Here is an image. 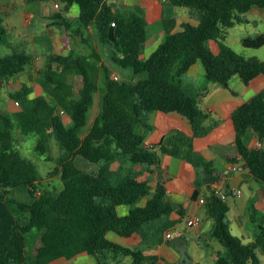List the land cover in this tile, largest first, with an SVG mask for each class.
<instances>
[{"label":"trees","instance_id":"1","mask_svg":"<svg viewBox=\"0 0 264 264\" xmlns=\"http://www.w3.org/2000/svg\"><path fill=\"white\" fill-rule=\"evenodd\" d=\"M61 1L65 12L73 5L79 7L77 31L93 27L102 50L90 55L70 48L66 55H51L47 68L39 71L44 93L30 99L32 89L25 85L19 96L13 95L21 106L15 113L19 128L24 134L37 133V150L46 153L52 139L65 150L59 163L64 183L59 196L43 194L29 204L11 197L12 189L25 185L35 196L38 172L17 149L12 119L0 106V264H49L61 257L73 260L82 253L96 255L99 264H109L118 256H132L134 264L147 259L141 251L112 242L108 233L129 237L137 232L147 240L151 234L162 237L169 228L175 207L166 196L173 176L162 167L161 155L181 158L197 171L194 199L203 185L199 173H204V183L212 191L203 204L214 220L211 235L226 249L217 253V264H261L264 214L253 241L246 243L231 232L229 203L213 193L224 172L194 149L195 138L207 135L216 124L207 123L211 114L203 109L206 93H189L182 79L194 64L201 66L209 82L227 89H232L234 81L250 85L264 78L263 60L246 59L223 42L253 8L264 9V0H168L166 11L188 8L197 13L198 23H183L145 60L140 58L149 37L144 16L121 11L109 0ZM54 18L57 25L71 26L63 13ZM7 35L0 11V45L7 42ZM242 43L261 48L264 34L248 36ZM102 55L130 69L138 80H114ZM31 63L32 57L25 52L0 57V102L2 86L23 74ZM102 77L101 110L88 127ZM155 112L186 118L194 134L173 131L160 143L145 147L146 137L140 129H151L148 115ZM232 119L235 145L223 158L229 164H247L255 179L264 184V149L246 143L250 130L264 140V89L236 109ZM155 173L157 186L152 192ZM147 196V204L138 206ZM11 204L28 217L21 218ZM121 206L130 207L127 215L119 214ZM34 229L37 234L28 241L27 234Z\"/></svg>","mask_w":264,"mask_h":264},{"label":"crops","instance_id":"2","mask_svg":"<svg viewBox=\"0 0 264 264\" xmlns=\"http://www.w3.org/2000/svg\"><path fill=\"white\" fill-rule=\"evenodd\" d=\"M24 1L26 6L34 4L38 8H43L44 0ZM109 3L114 4L121 11L141 14L147 20L149 37L141 52V55L145 56V59L160 46L166 36L177 32L183 23H198L197 20H193L197 19L196 17H191L195 13L185 11L183 8L169 7L166 11L168 0H109ZM18 8L19 4L16 0H0V11L2 12L4 25L7 18ZM253 10L255 8L250 12ZM32 13L30 10L24 13L25 25L27 27L33 23ZM38 13L43 14L41 11ZM44 13L48 21L41 28L35 32H20L16 36L14 52H25L31 56V66L33 65V70L36 69V72L45 69L48 65L46 62L41 64L43 58L41 50L47 49V51H52L48 56L44 55L47 62L53 54L66 55L64 50V41L67 39L66 33L60 25L55 24L57 21L54 18L56 14L52 15L46 11ZM79 13V7L73 5L64 16L72 21L79 17ZM75 24L77 23H73L72 25L74 26ZM7 31L9 34L8 28ZM71 31L75 32L73 29ZM71 31L70 41L74 42L76 34ZM260 33L263 32L257 30L255 34ZM6 43H9L8 35ZM95 47L97 51L101 52V47L99 48L97 44H95ZM258 49L263 50L264 46ZM254 58L264 61V55L255 56ZM103 63L105 64L104 61ZM33 70H27L26 68L23 74L12 78L2 86V89L7 88L6 100L2 98L1 89L0 106L4 113L10 112L12 109L14 110L9 96L14 98L13 95L20 92L23 86L28 85L32 89V92L28 95L30 99L41 96L44 93L43 87L38 83L39 81L35 82V85H33V82L28 81V79L32 80L34 78L36 80L38 78ZM113 74L116 73L112 72ZM202 77L206 78L202 74L201 66L194 64L189 69L187 76L182 79V86L189 93L193 95L206 93L203 109L211 114V118L208 119L207 123L211 125L216 124L207 135L195 138V153L204 160L214 161L215 169L224 172V176L215 183L214 187L221 186L223 189L228 190V188L236 186L242 191V197L230 196L227 201L230 206L227 218L231 232L235 236L242 238L246 243L251 242L254 239V234L260 229L256 225L262 223L261 217L264 214V184L255 179L249 167L242 168L247 164H237L239 166L238 171L227 173L226 171L230 164L223 158V154L235 145L233 113L256 92L264 89V78L259 77L250 85L234 81L232 89H227L219 87ZM189 78H194L196 84H191ZM35 86H40V89L36 90ZM35 91H39L40 94L38 93V95L34 96ZM148 122L151 125V129L141 128L140 131L145 134V142L152 143L153 145L160 143L166 135L173 131H182L188 135L194 134L190 122L177 114L160 113L155 121H151L148 115ZM258 142H261V149H264V140L260 141L255 132L250 130L246 137V143L251 148H255ZM161 160L162 167L173 176L167 184L166 199L172 203L175 211L168 219V223H170L168 229L181 230L184 236L173 241H167L164 235L157 237L151 234L147 240H143V237L137 232L129 237L109 232L108 238L122 247L141 251L148 257L138 264H217V253L219 251L225 252L226 249L219 240L211 235L214 220L208 217L206 207L201 202L212 193L208 189L209 184L204 183V173H199L203 185L201 186L198 198L194 199L196 190L194 182L198 176L197 171L183 159L175 156L161 155ZM115 166L117 167V165ZM136 169L138 171L142 170L141 167H137ZM199 171H202V169ZM147 176L148 173H146ZM151 177L150 185L152 186V192H154L157 186V174H152ZM169 191H172V193H169ZM149 198V196L142 198L138 206L144 207ZM129 210L130 207L128 206L118 208L120 215H127ZM195 215L201 217V223L192 227L188 226V219ZM260 259L261 264H264V254H260ZM49 264H99V260L96 255L82 253L73 260L61 257L51 261ZM109 264H134V259L132 256H118L117 260H110Z\"/></svg>","mask_w":264,"mask_h":264},{"label":"rangeland","instance_id":"3","mask_svg":"<svg viewBox=\"0 0 264 264\" xmlns=\"http://www.w3.org/2000/svg\"><path fill=\"white\" fill-rule=\"evenodd\" d=\"M19 4V8L9 17L7 18L5 25L9 30L8 34V41L9 43H3L0 45V57H5L7 55L12 54L15 51L16 46V36L18 33H29L35 32L37 29L41 28L42 25L48 21V19L45 18L44 11L48 12L49 14H58L63 13L65 15V3L61 0H44L43 1V8H38L34 4H29L26 6L24 0H16ZM56 3L60 4V7H56ZM185 11H190L188 8H183ZM30 10L32 11V19L33 23L29 25L28 27L25 25V17L24 13L25 11ZM42 12L43 14H40L38 12ZM195 14L191 15V17H196L197 13L193 12ZM246 21L240 22L236 24L233 28H231L227 34L226 39L223 40L224 43L229 45L235 52H237L239 55L246 59L254 58L255 56H261L264 55V49H254V48H247L243 45L242 41L244 38L248 36H254L256 31L259 30V32H263L264 34V10H261L260 8H255L252 12H249L246 14ZM197 20L198 19H193ZM73 23H79L78 18L72 20L71 26L69 28H66V26H61L63 31L66 33V40L65 43V53H69L70 48L74 49L80 54H90L93 53L96 49L95 44L100 48L96 31L93 27L84 28L78 30V25ZM72 27V28H71ZM75 30V32H72ZM92 30V31H91ZM150 30V29H149ZM70 31L72 33H75V41H70ZM81 31V32H80ZM73 36V35H71ZM11 40V41H10ZM13 41V42H12ZM68 45V47L66 46ZM42 55V63H49L47 62V59L44 58V55H49L52 53V51H47V49H44ZM144 55V54H143ZM141 60H145V56L141 55ZM102 59L105 62V65L107 68H109L111 72V77H113L112 72H115L116 75L119 77L120 82L128 81V82H136L138 80L137 76H135L130 69H122L118 66H116L111 60H109L106 56L102 55ZM47 68V66L45 67ZM33 70V65H29L27 67V70ZM33 72L36 73L37 77L36 80L33 78L32 80L28 79V81L33 82V85H35V82L39 81V72H36V69L33 70ZM203 79H206L202 77ZM20 81V80H18ZM189 81L191 84H196L194 78H189ZM39 83V82H38ZM23 88V87H22ZM33 88V87H32ZM40 89V86H35V89ZM105 84L103 77L100 82V91L98 93V97L94 103V106L90 112L89 116V126L91 127L97 116L99 115V112L101 110L100 108V100L101 96L103 95L105 91ZM7 89V88H6ZM6 89H2V98L3 100H6L7 98V91ZM43 89V88H42ZM21 91V90H20ZM35 95L40 94L39 91H35ZM20 93V92H19ZM19 93H15L14 96H19ZM6 96V97H5ZM12 105L14 106V110L12 109L10 112H7L8 116L12 119L13 122V132L16 140L17 149L20 151V153L30 161L34 163L36 166L37 172H38V179L35 182L36 185V191L35 196L30 193V186L25 185L21 186L15 189L11 190V197H14L18 199L19 201H22L25 204H29L34 200V197H39L43 194L51 195L53 197L59 196V194L64 189V183L62 178V169L60 166V160L62 156L65 154L64 148L60 146V144L55 140L52 139L49 141V150L46 153H41L37 150V144L39 141V137L37 133L30 132L28 134H24L21 132L18 122L15 117V113L20 110L21 106L16 104L17 99L10 97ZM3 107H5L3 105ZM158 115H160V112H155L153 114H149V117L151 121H155L158 118ZM117 165V164H116ZM60 168L59 170H56L57 168ZM11 207L15 213H17L21 218L26 219L28 217V214L24 212H20L18 210L17 205L11 204ZM24 216L26 218H24ZM256 227L259 228V224L256 225ZM191 232V231H189ZM37 234V230H33L30 233L27 234V240L31 241L35 238V235ZM190 236V235H189Z\"/></svg>","mask_w":264,"mask_h":264},{"label":"built area","instance_id":"4","mask_svg":"<svg viewBox=\"0 0 264 264\" xmlns=\"http://www.w3.org/2000/svg\"><path fill=\"white\" fill-rule=\"evenodd\" d=\"M56 7H60V4L56 3ZM112 78L116 81L119 80V77L116 74H114ZM16 104L19 105V102L16 101ZM144 146L147 148H151V147H153V144L149 143V142H145ZM255 148L261 149V142H258L257 145L255 146ZM238 170H239V166L237 164H230L228 166V169L226 172L230 173V172L238 171ZM169 193H172V191H169ZM213 193L215 194V196H217L218 198H220L223 201H228L230 196L240 198V197H242V194H243L242 191L236 186H232V187L228 188V190L223 189L221 186H215ZM206 200L207 199H204L201 202L204 204L206 202ZM199 223H201V217H199L197 215L190 217L187 221V224L190 227L195 226ZM183 236H184V233L181 230H177L174 228L168 229L164 233V237L167 241H173V240L182 238Z\"/></svg>","mask_w":264,"mask_h":264},{"label":"water","instance_id":"5","mask_svg":"<svg viewBox=\"0 0 264 264\" xmlns=\"http://www.w3.org/2000/svg\"><path fill=\"white\" fill-rule=\"evenodd\" d=\"M248 166L247 165H245V166H243L242 168H247Z\"/></svg>","mask_w":264,"mask_h":264}]
</instances>
